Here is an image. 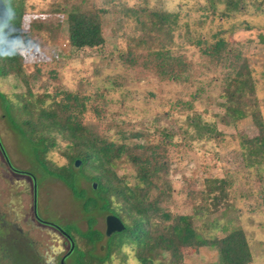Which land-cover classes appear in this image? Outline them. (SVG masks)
Masks as SVG:
<instances>
[{
	"label": "rangeland",
	"instance_id": "rangeland-1",
	"mask_svg": "<svg viewBox=\"0 0 264 264\" xmlns=\"http://www.w3.org/2000/svg\"><path fill=\"white\" fill-rule=\"evenodd\" d=\"M17 1L22 10L21 31L30 38L18 52L33 93H78L83 88L85 92L101 94L105 102L102 123L110 126L105 136L114 140L143 133L139 138H127L125 143H166L162 137L169 134L168 209L176 215L198 211L200 217L193 219V225L206 236L220 238L229 228H240L248 243L250 264H264V161L258 166H246L247 150L241 141V137L253 140L257 130L248 116L230 120L222 95L226 69L204 59L189 43L192 39L185 35L183 27L187 24L190 33L200 34L209 44L215 40L211 36L221 32L230 49L246 59L264 123V0H242V11L231 12L225 10L226 0L212 3V7L207 0ZM81 1L87 8L106 12L102 17L104 42L99 47L75 49L65 41V14L56 9L62 4L76 7ZM143 6L150 11L178 14L179 29L173 34L169 56H182L188 63V71L182 74L184 81L156 77L151 64L147 69L138 65L130 69L121 63L119 54L126 50L131 36L139 33L123 12ZM210 8H214V15ZM20 85L14 77L0 79V93L23 90ZM86 117L93 118L89 111ZM194 117L197 122L190 125ZM47 158L57 166L64 164L57 149L51 150ZM117 176L131 183L133 172L124 162L119 164ZM213 179H225L231 185L225 189L226 203L210 213L206 211L210 203L205 192L208 181ZM78 185L89 193L87 183L78 181ZM185 190L201 193L202 199H188ZM31 209L36 218L29 225ZM106 215L109 214L97 208L83 211L80 200L74 199L60 182L42 174L32 161L29 146L7 123L0 101V264H54L59 246L67 249L54 228L61 232L85 230L94 218V228L103 233ZM12 222L28 243H23L25 239L10 227ZM116 234L111 239V235L103 234V241L94 251L96 257L103 258L109 251L106 264H138L132 245L123 244L118 254ZM67 259L74 262L70 255ZM175 264L219 263L214 249L202 247L181 250Z\"/></svg>",
	"mask_w": 264,
	"mask_h": 264
},
{
	"label": "trees",
	"instance_id": "trees-1",
	"mask_svg": "<svg viewBox=\"0 0 264 264\" xmlns=\"http://www.w3.org/2000/svg\"><path fill=\"white\" fill-rule=\"evenodd\" d=\"M1 1L7 10V18L0 23V79L17 78L23 88L15 93H0L2 110L11 129L29 146L32 161L42 174L60 182L74 199L80 200L83 211L97 208L103 214L117 218L123 225V230L116 234L120 244L117 252L121 255L123 244L132 245L138 264H175L181 250L202 247L214 249L219 264H250L248 243L240 228L231 227L220 238L206 236L193 225V219L200 217L198 211L192 215H176L168 209L169 134L162 137L168 143L162 140L158 143H125L127 138H139L143 133H130L126 138L120 136L114 140L105 136L110 126L102 123L105 102L101 94L88 93L83 88H79L78 93H33L18 52L30 40L29 35L21 31L22 10L17 0ZM217 1L220 0H207L211 7ZM224 3L226 12L243 9L242 0ZM84 4V1L76 7L62 4L56 9L65 14V41L75 49L95 48L104 42L102 17L105 10L87 8ZM215 13L214 8H210V14ZM123 15L131 19L139 33L131 36L130 44L119 54L121 63L130 69L137 65L147 69L151 64L156 77L184 81L182 74L188 71V63L182 56H169L173 34L179 29L178 14L150 11L143 6L126 8ZM183 27L185 35L192 39L189 43L198 48L204 59L226 69L222 90L228 106L226 113L232 121L250 117L258 135L253 140L241 137L247 150L245 165H260L264 161V123L246 59L230 49L220 36L221 32L214 33L211 37L215 40L209 44L200 34L190 33L187 24ZM88 111L93 118L87 119ZM195 122L196 117L188 123L194 125ZM54 149L64 159L61 166L47 158ZM75 161L78 162L76 167L73 166ZM124 162L133 172L131 183L117 176L119 164ZM78 181L88 184L89 193L78 185ZM208 184L205 194L209 197L210 209L206 211L211 213L226 203L225 189L231 183L213 179ZM185 186L189 189L188 184ZM185 191L190 200L202 197L201 193ZM261 195L260 192L259 197ZM94 224L95 219L91 218L85 230L63 229L72 243L69 255L74 259V262L67 259L66 264H106L110 260L109 251L103 258L94 254L96 245L103 241V233L95 229ZM104 245L106 249V241ZM66 246L69 247V241Z\"/></svg>",
	"mask_w": 264,
	"mask_h": 264
},
{
	"label": "flooded vegetation",
	"instance_id": "flooded-vegetation-1",
	"mask_svg": "<svg viewBox=\"0 0 264 264\" xmlns=\"http://www.w3.org/2000/svg\"><path fill=\"white\" fill-rule=\"evenodd\" d=\"M8 164V163H7ZM9 165V164H8ZM29 175V174H28ZM36 218L35 217V214L33 213V211H32V209H31V215L29 216V219H28V224L30 225V224H33V220H34V218ZM36 220V219H35ZM38 223H40L41 225H43V226H49L47 223H42L39 219H37L36 220ZM1 224H3V223H1ZM35 225V224H34ZM36 226H38V225H36ZM10 227H12L14 230H15V232H17V234H18V236L20 237V239L22 238V240H24V242L23 243H28V241L29 240H27L26 239V237H25V234L23 235L21 232H22V230L19 228V227H16V224L14 223V222H12L11 223V225H10ZM50 227V226H49ZM52 230V229H51ZM54 232L55 233H57L61 238H62V241H61V245H64L63 247H65L66 245H65V243H64V240H67V241H69V239H68V236L62 231L61 232V230H59L58 231V229H55L54 228ZM103 234H104V231H103ZM19 239V240H20ZM66 242V241H65ZM30 246V245H29ZM69 247L67 248V249H64L63 250V248L61 247V246H59V249H58V252H57V254H56V261H55V263L54 264H59L60 263V261L62 260V264H66L67 262V257H68V255H69Z\"/></svg>",
	"mask_w": 264,
	"mask_h": 264
},
{
	"label": "water",
	"instance_id": "water-1",
	"mask_svg": "<svg viewBox=\"0 0 264 264\" xmlns=\"http://www.w3.org/2000/svg\"><path fill=\"white\" fill-rule=\"evenodd\" d=\"M7 18V10L5 9L4 4L0 0V23L4 22ZM78 165V162L75 161L73 166L76 167ZM123 230V225L121 222L115 218L112 215H106L104 219V236L109 237L113 233H119L120 231ZM69 239V238H68ZM72 250V243L69 240V251ZM60 264H62V260L60 261Z\"/></svg>",
	"mask_w": 264,
	"mask_h": 264
}]
</instances>
